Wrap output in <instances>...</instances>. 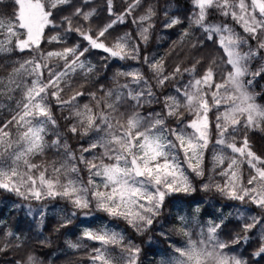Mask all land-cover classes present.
<instances>
[{
    "label": "snow or ice",
    "instance_id": "1",
    "mask_svg": "<svg viewBox=\"0 0 264 264\" xmlns=\"http://www.w3.org/2000/svg\"><path fill=\"white\" fill-rule=\"evenodd\" d=\"M0 5V196L16 198L37 243L12 264H51L50 210L53 232L82 229L68 248L100 245L91 264H145L129 229L160 257L148 264H264V151L252 139L264 136V0ZM176 28L169 68L148 49ZM184 202L183 246L154 248L153 233L170 237L168 206ZM28 239L0 219V254Z\"/></svg>",
    "mask_w": 264,
    "mask_h": 264
},
{
    "label": "trees",
    "instance_id": "2",
    "mask_svg": "<svg viewBox=\"0 0 264 264\" xmlns=\"http://www.w3.org/2000/svg\"><path fill=\"white\" fill-rule=\"evenodd\" d=\"M7 2L8 0H5V3ZM149 2H151V0H149ZM181 2H183V0H181ZM5 11H10V9H5L3 5H0V14H3ZM159 27L160 26L157 25V29H159ZM127 30L128 29L126 27H121L118 30L117 34ZM179 33H180V28L168 30L167 32L158 30L155 33V36L162 38L161 39L154 38L148 49L150 53L157 54L159 55V57H165L167 66L169 68L174 66V64L177 62V58L175 54H173L172 56H168L167 54L173 42L179 40ZM197 35L199 34L197 33ZM209 50L210 49L204 50L203 54L206 55ZM100 55H102V53L99 52L95 53L93 56V60L97 59ZM181 57H183V53H181ZM57 115H59L58 112ZM5 116L6 113L0 115V119L5 118ZM252 139L255 149L258 152L264 151V136H262L261 134H256L255 136H253ZM208 159L210 160V157ZM211 195L212 194H209L208 197H205L203 193H197L194 195V197H192V199L198 201L204 198L207 200L211 197ZM13 199L16 198L0 196V201H2L0 202V219H3L6 222L8 228H10L13 231H16L19 228L22 232V236H27L29 239L27 241L26 247L21 249H13L7 255L0 254V264H12L13 260L22 259L26 257L28 252L33 251L34 249L37 248L35 230L32 233H29L27 231L28 220L25 218L24 212L20 210H16V211L12 210L11 201ZM59 206H63V202H59ZM180 206H186L188 208L186 202L177 203L175 206L173 205L168 206V209L166 211L171 212L172 219L169 221H164L163 223H164V231L169 232L170 237L168 240H164L159 238L158 233H153L152 234L153 239L151 240V243L154 248L167 249L170 243L175 242L179 239V234L177 231V222L175 218L177 217L176 208H179ZM200 207L202 209L201 214L207 213L208 209L212 208L211 206L205 208L204 205H201ZM49 215H50V219L47 222V226L44 229V236L52 240L51 248L45 249V251L48 252V258L51 261V264H91V261L89 259V253L92 248L96 247V244L87 243L86 241H84L86 247H82L79 249L68 248L65 241L70 239L76 242L80 228L70 226L68 229L62 230L60 234H57L52 231V228L57 223V220L55 219V213L50 210ZM92 221L104 222V219H95ZM124 228L125 225L121 222L120 229H124ZM157 228H159V225H157ZM128 235H133L135 242L137 244H140V246L144 249V253L146 254L145 264H148V262L150 261H154L156 256L152 255V251L148 247V238L145 237L144 242L141 243L140 238L138 236H135L130 229L128 230ZM112 251L114 254H118V250H112ZM240 251H243V249H240Z\"/></svg>",
    "mask_w": 264,
    "mask_h": 264
},
{
    "label": "rangeland",
    "instance_id": "3",
    "mask_svg": "<svg viewBox=\"0 0 264 264\" xmlns=\"http://www.w3.org/2000/svg\"><path fill=\"white\" fill-rule=\"evenodd\" d=\"M155 55H157V54H155ZM157 57H159V55H157ZM194 207H195V205H193V208ZM212 212H213V208H209L207 213H203V214H200V215L204 219H207L208 218V214H210ZM188 213H189V208H187L186 206H180L179 208H176V214H177V216H179V215H188ZM103 223L104 222L92 221V220L91 221L85 220V222L83 223V227L96 228V227L102 225ZM179 228H180V225L177 223V231H178V234H179V239L177 241H175V243H176L177 246H183V244H184V242L186 241L187 238L183 236L182 232L179 231ZM81 230L82 229L80 228L79 233H78V237L80 236ZM191 231H193V233H194L193 239H197L198 238L199 229L198 228H195V227H192L191 228ZM86 242L87 243H95L96 244V247H99L100 246L97 242H93V241H86ZM112 254L113 255H117V254H114L113 251H112ZM158 259H160V257L159 256H156L155 259H154V261L155 260H158Z\"/></svg>",
    "mask_w": 264,
    "mask_h": 264
}]
</instances>
